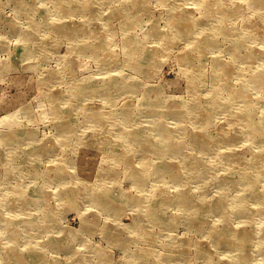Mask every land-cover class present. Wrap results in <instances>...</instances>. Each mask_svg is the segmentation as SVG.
Masks as SVG:
<instances>
[{"label": "rangeland", "instance_id": "obj_1", "mask_svg": "<svg viewBox=\"0 0 264 264\" xmlns=\"http://www.w3.org/2000/svg\"><path fill=\"white\" fill-rule=\"evenodd\" d=\"M132 1L136 8L129 13ZM202 1L176 0L169 7L168 0H0V198L6 187H15L23 199H38L13 213L3 209L8 222L0 224V264H237L236 249L222 236L210 235L212 227L227 226L225 216H201L196 204L213 202L230 178L240 176L222 163L226 154L238 151L248 159L258 152L264 158V145L248 142L246 122L217 110L205 134L225 140L219 149L203 153L192 138L197 121L169 114L184 113L194 96L203 106L213 105L209 94L214 87L223 98L229 96L228 78L217 79L212 62L219 59L236 73L243 59L250 62L249 70L257 67L262 58L254 54L264 52V39L246 42L241 59L228 48L245 31V13L257 25L264 24V17L242 0H231L239 14L217 17L228 33L218 35L217 48L200 59L198 79L180 58L191 50V38L167 43L154 30L172 31L168 23L177 4L185 18L200 19L204 26L197 30L206 34L213 21L202 18ZM134 41L154 55L144 72L127 63L126 49ZM86 45L97 46L103 58L97 50L81 52ZM230 80L241 87L236 74ZM119 85L137 88L123 91ZM100 88L107 91L90 92ZM248 93L258 101L261 120L262 92L248 87ZM234 107L240 108L239 102ZM164 129L169 136L160 134ZM237 135L243 139L229 144L228 138ZM154 145L155 152L150 150ZM217 160L221 164L215 165ZM207 166L222 180L197 174ZM263 183L264 176L258 187ZM225 193L228 202L238 198L236 187ZM182 194L189 198L186 203L177 201ZM247 205V215L235 216L231 224H245L251 233L264 229L259 201ZM262 242L248 243L251 264H264Z\"/></svg>", "mask_w": 264, "mask_h": 264}, {"label": "bare ground", "instance_id": "obj_2", "mask_svg": "<svg viewBox=\"0 0 264 264\" xmlns=\"http://www.w3.org/2000/svg\"><path fill=\"white\" fill-rule=\"evenodd\" d=\"M99 1H105V0H99ZM176 0H168V6H170V2L173 3ZM231 0H203L200 3V7L205 9L204 14L202 15V18H207V21H213L211 23V27L209 28V31L206 32V34L199 33L197 28H201L203 23L200 22V19L197 21H192L188 17L185 18V13H180L177 9V4L172 11V16L169 20V27L172 31L166 32L162 31L159 32L156 29L154 30L157 32L160 36V38L167 43L172 40H188L193 42V45L189 47L191 50L188 51L186 54L181 55V61L185 63V65L190 69V72L192 73L193 77H197L199 79L200 75L203 73V66L201 65V58L204 56H207V52H209L212 49L217 48V42L216 38L218 35H226L228 33V30L221 26V23L217 19L218 16H221L223 14L232 13L231 17L238 16L239 9L237 7H233L235 5L231 6L228 4ZM243 3H246L248 6L247 8L252 10V13L255 14L258 18L264 17V0H242ZM93 2V0H92ZM131 2V1H130ZM87 5H90V2H88ZM204 5V6H203ZM130 8V7H129ZM136 7L134 6V2L132 1V8L129 13H132L131 11L134 10ZM126 14V13H125ZM124 15V14H123ZM132 15V14H130ZM245 19H243L244 28L245 31H240L239 36H237V39L233 42H231L228 50L230 53L233 54V57L237 59H241L239 50L243 48V45L246 42L249 41H257L264 39V24L257 25L253 22V19L250 18L246 13L243 15ZM69 34H71L69 32ZM222 34V35H221ZM127 45V43H126ZM81 52H89L94 53L96 50L99 51L98 47L95 46H84L79 47ZM159 48V47H156ZM95 50V51H94ZM129 50V63L128 65H131L133 69H141L143 72L145 71V68L148 67L152 61H153V53L150 52L148 49L144 48V45L140 42L134 41L132 44L128 43L127 49ZM153 51L155 48L152 49ZM100 52V53H99ZM96 53V56L98 55L99 59L101 60L103 58L102 51H99ZM104 53V52H103ZM128 54V53H127ZM200 54V57L198 55ZM255 59H258L259 57L262 58L261 62H256L257 67H255L253 70H249L248 64L250 62H247L246 59L241 60V63L243 64V69L239 72H235L232 70L230 66L224 65L219 59H214L212 62V65L214 66V74L217 79H225L228 78V83L226 85V90L230 93L229 96H226L223 98L222 92L218 87H214L212 91L209 94V97L211 99L210 103L203 106V104H200L198 100V96H194V99L190 102V105L187 107L186 111H183L184 113H179L180 111L172 110L169 114V116H181L185 115L186 118H194L197 123L196 133L192 135V138L197 140V142L200 144L198 145L203 153H211L209 150H217L221 147L222 143L221 139H212L208 138L206 136V126H208L209 119L212 118V113L214 111H224L228 112L230 114V118L233 121L238 122H246L248 124V142L250 144H254L255 142H259L264 145V116L261 118V120L257 119V105L258 101H255L254 98L248 93V87L250 89H258L262 92L260 94L259 101L262 102L264 99V52L263 50H257ZM252 59V57H250ZM138 62H142L143 66L139 67L137 65ZM106 63H104V66ZM236 74L238 80L240 81L241 87H236L234 84L231 83L230 78H233ZM123 77V76H122ZM113 80V79H112ZM119 87L122 88L123 91H129L137 88V86H124L119 85ZM194 90L197 91V86H194ZM98 91L106 92L107 89L100 88L97 89L96 92L90 91L94 94H97ZM233 99H236L233 101ZM236 102H239L240 108H235ZM247 107V112L245 114H241L243 108ZM100 119V118H99ZM198 122L202 125L199 126ZM162 136H169L167 130H163L160 133ZM12 138L17 137V135L11 136ZM230 139L229 144H237L242 140L241 135H237ZM178 146L174 147L177 148ZM195 147H197L195 145ZM172 148V149H174ZM159 148L154 145L150 148L151 151L158 150ZM209 151V152H208ZM155 152V151H154ZM219 154V152H217ZM218 156V155H216ZM227 158L222 163H226L230 165V168L232 171H240L239 177L237 179H234V177L230 178L231 182L229 186L236 187L238 189V198L232 201H227V194L225 192L228 191L229 186L226 188L220 189L216 194L217 197L213 202H206L201 199V203L196 204L197 207H200V213L201 216H209L211 212L219 213L221 216H225L227 220V226L223 227L221 230H217L216 227H212L210 229V235H219V238L222 236L224 240L222 241L224 244H226L228 247H231L235 252H237V264H251V254L252 251L250 248H247L248 243L254 239V238H260V240H263L262 243L259 244V248H261V251L264 252V229L261 227H257V232L251 233L249 230H246L244 226L245 224L236 227L233 226L232 219L235 216H246L248 211V202L251 200H258L259 201V210L257 211V214L262 218L264 221V183L261 184L258 187V182L260 177L264 176V158L259 156L258 152H253L250 158H246L242 155V153L238 151H232L225 155ZM215 165L221 164L220 160H217L214 162ZM190 177L194 175L195 167H194V161L191 158L190 160ZM211 167V168H210ZM206 169L201 168L198 169L197 174L203 175V177H206L207 179L214 178L216 181L222 180V176H215V174H212V166H210ZM162 168H167L169 170H177L178 167L171 166H164ZM172 172V171H171ZM174 172V171H173ZM172 172V173H173ZM252 172H256V174H253ZM134 177L138 178L140 183H143L145 185L147 183V178L143 177L142 175L138 173H134L133 171L129 172ZM177 173V172H176ZM208 175L210 176L208 178ZM143 177V178H142ZM196 177H199L196 175ZM225 178V177H224ZM226 179V178H225ZM224 179V180H225ZM6 195H3L0 198V224L4 225L6 224V218H4L3 209H12L13 211H10L11 213L15 212L16 207L20 206L22 208H26L28 205H36L38 204V199L34 197H29L27 200L23 199L21 196V191L18 188L12 187V188H5ZM11 193V195H10ZM16 196V197H15ZM214 197V198H215ZM177 201L180 203H186L189 198L182 194L177 197ZM213 198V199H214ZM204 199V198H203ZM206 199V198H205ZM156 200V198L154 199ZM189 205L191 203H188ZM3 213V214H2ZM156 216V215H155ZM2 217V218H1ZM230 226H229V224ZM29 224L35 225V223L29 222ZM201 226V225H200ZM203 227V224L202 226ZM31 230V229H30ZM16 231H13L14 233ZM220 232V233H219ZM263 238V239H262ZM10 250L8 251V253ZM240 256V257H239ZM235 260V258H234ZM240 262V263H238Z\"/></svg>", "mask_w": 264, "mask_h": 264}]
</instances>
